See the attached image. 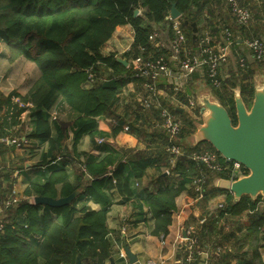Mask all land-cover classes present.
<instances>
[{
    "label": "trees",
    "instance_id": "obj_1",
    "mask_svg": "<svg viewBox=\"0 0 264 264\" xmlns=\"http://www.w3.org/2000/svg\"><path fill=\"white\" fill-rule=\"evenodd\" d=\"M212 1L221 6V0H0V30L7 35L12 51L11 60L24 56L33 61L40 70L37 81L20 97L24 106L13 101V95L5 96L0 92V113L4 114L0 115V139L13 135L20 136V139L25 137L48 141L49 155L45 157L55 160L61 150H66L65 153L69 156L73 155L67 150L68 140L72 137V147L78 158L75 183L70 181L68 169L63 164L52 167L44 182L31 181L24 194L64 197L75 189L85 190L72 204L63 207L43 205L40 208L39 205L24 200L16 208H11L9 216L4 220V228L0 231V264H75L78 256L82 260L81 264H111V241L108 238L107 225L111 199L106 192L112 189L126 197H136L134 200H137L138 208H148L154 218L152 233L167 235L172 214L177 209V197L183 191L191 189L192 179L205 166L188 156L170 155L166 151L165 142V145L162 143L158 147L157 154L134 156L127 163L117 161L114 154L102 159L88 157L85 152H77V144L86 133L92 134L94 140L93 130L99 118L111 119L117 123L112 124L114 136L123 130L127 121L119 112L120 94L130 80H146L134 76L136 69L129 62V56H135L136 53L144 57L171 56V51L166 54V51L156 45L157 40H151V35L157 31V27L173 38V23L168 19L172 5L175 4L180 12L178 20L187 41L198 42L204 32L203 21L215 22V14L209 7ZM249 4L254 19L255 8L252 2ZM136 9L140 11L138 15H135ZM207 13L209 18L204 19L203 16ZM232 24L225 23L223 28L229 29L234 40H237ZM124 25H130L134 35L131 48L125 54L128 65L120 62L115 53L105 55L102 51V47L113 37L115 31ZM234 25L236 29L246 33V36L262 39L258 32L249 33L255 31L252 21L248 27H239L235 21ZM218 27L217 23L212 24L213 31H217ZM262 63L263 61H256V64L244 68L239 65L241 68L236 67L228 77H223L219 70V87L214 86L206 74L203 77H194L211 88L236 124L233 89L240 86L244 100L253 99V76L264 65ZM107 72L108 81L98 83ZM91 74L93 81L90 80ZM191 92L193 90L189 89L188 93ZM188 93L180 92L177 96L186 103ZM58 99H63L71 108L74 114L72 119L63 121L50 117L49 113ZM28 103L32 104L29 115L32 128L26 134V126L20 116ZM200 109L197 111L200 112ZM173 110L184 115L176 108ZM143 111L146 110L141 105L133 109L136 120L144 117L147 119L141 120V130L145 129L144 132H147L149 129H156L148 123L149 116ZM159 112L158 109V114ZM197 121L201 119L183 116L180 134L183 148L187 152L200 150L202 147L218 152L206 142L188 144L187 138L195 132ZM14 128L18 130H13ZM129 128L141 136V127L130 124ZM11 148V145L0 142V156L5 155ZM34 149L31 150L32 154ZM221 157L224 161L223 156ZM113 167V172L108 175ZM166 169L169 173H166ZM244 171L248 173L245 167ZM11 175L9 172L2 177L6 188L0 190V200L13 190ZM131 176L153 184V188H144L140 193H135L130 182ZM209 176L207 190L223 191L227 196L224 205L217 208L216 214L207 218L202 228L210 232L217 229L222 217H241L246 212H255L256 214L239 227L247 230L242 236L233 231L220 235L226 242L233 240L240 244V264H259V249L264 245V206H259L263 196L259 195L256 199L243 196L235 203L230 191L211 185L215 177L228 179V176L212 173ZM85 177L90 181L84 183ZM85 196L87 200L100 203L102 208L92 209L88 202L78 205ZM23 213L26 215L23 216ZM53 213L59 219H55ZM34 233L41 235L43 240L38 243L33 240ZM196 235L200 240L204 234L197 233L195 237ZM245 243H249L247 249H244ZM217 244L222 246L220 242Z\"/></svg>",
    "mask_w": 264,
    "mask_h": 264
},
{
    "label": "crops",
    "instance_id": "obj_2",
    "mask_svg": "<svg viewBox=\"0 0 264 264\" xmlns=\"http://www.w3.org/2000/svg\"><path fill=\"white\" fill-rule=\"evenodd\" d=\"M224 1L225 0L220 1L221 6H217L215 1L210 3L209 7L212 8L216 17L215 22L206 23L203 21V23L204 32H209L215 39H223V31L225 30L223 24H227L228 22L233 23L232 26H234L237 40L235 39L234 42L229 45L228 61L220 66L221 75L223 77H228L236 70V67H240L237 60V65L235 67L232 66L230 59L231 56H236L237 58L243 57L248 66L256 64V61L251 49V52L249 51L250 53L247 55L242 52L244 45H246L244 41L249 36H246V33L236 29V25H234V16L230 6L227 3H224ZM241 1L250 3L247 0ZM251 2L252 6L255 8L256 16L252 20V26L255 31H251L250 29L251 32L249 33L252 34L253 32H258V34L261 35V40L264 42V2ZM203 18L208 19V13L205 14ZM177 21H179L178 18ZM172 23H174V21H172ZM213 23L219 25L217 31L212 30ZM221 26L222 29L220 28ZM156 29L159 33L160 39H158L161 42V44L157 46L166 51L167 54L170 50L169 45L172 38L166 31H162L157 27ZM126 32L130 33V36L127 38L124 37ZM133 40L134 35L132 27L130 25L121 26L115 31L113 37L102 47V51L105 55L110 54L106 52L105 46L109 43H114L116 48L112 49V53H115L117 58L121 57L127 59L125 54L130 50ZM192 42L193 41H187L185 44L186 48L190 51L199 53L200 48L198 42ZM11 56L12 51L8 43L7 35L0 30V90L6 95H13L12 99L14 100V98L20 99L21 96L29 91L39 78L40 70L33 61L26 59L24 56L16 57L13 60H11ZM133 58L134 56L130 55L129 62L132 63ZM172 58L171 54L167 59L170 61L173 77H159L156 81V87L154 90L147 88L143 81L136 79L130 80L124 87L120 94L119 102V112L127 121L123 130L114 136L112 134V124L115 123L114 120L99 118L97 120L96 128L93 130L94 140H92V134H84L77 144V152H85L88 157H94L96 159H102L109 154H114L117 161L126 163L134 156H149L157 154L158 147H161L162 143H166L165 131L163 129H149L147 132H144L145 129L141 130L143 127L141 125V120L145 119L146 121L147 119L144 117L143 119L136 120V117L133 114V109L140 105L146 110L143 112L147 113V116H149L148 123L150 125H152L155 120L161 119L158 114V109H156V104H162L169 107V109L173 111L176 117L181 121L183 120L184 115H188L194 119H200L201 109L200 112L197 111L200 106L198 107L197 105L196 108L191 109L187 107L188 101L185 103L180 100L177 95L180 92L188 93V90L192 89V86L197 83V78H195L194 75L203 77L205 75L204 68L198 69L189 79L185 80L181 78L179 62ZM18 61H21V66L16 64ZM228 65L230 66L228 67ZM226 66L228 67V70H225ZM108 73L109 72L106 73L107 75H104L99 79L98 83L108 81ZM192 95L193 92H191V94L188 93L187 97L190 98ZM26 107L27 108L21 114V121L26 126L25 133L27 134L32 128V120L29 116L32 104L28 103L26 104ZM175 108L181 113H184V115L174 112L173 109ZM49 115L51 118L55 116V119L63 121H68L74 116L73 111L63 99H58L56 101ZM116 124L117 123L114 125ZM130 124H135L137 127H141L139 129L141 130L140 133L142 137L139 136V133L135 130L131 131V128L125 130L127 126L130 127ZM17 127L19 128L20 126ZM15 129L18 130L17 128H14L13 130ZM71 135L73 134L71 133ZM101 138H103L104 141L100 143L99 139ZM1 139H4V141L6 140L5 137ZM1 139L0 142H2ZM21 139V143H11L9 139L7 141V144L12 146L10 150V157L12 159L8 160L7 164L9 168L7 170L11 172V177L13 178L12 192L15 191V195L20 198V201L26 200L31 204H35L30 202L31 199L34 200L35 195L26 196L24 194L26 187L31 181L44 182L51 173L50 169L55 166L64 164L68 169L70 181L75 183V168H77L78 165V158L75 156V150H73L72 147V137L68 140L67 150L72 152L73 155L69 156L65 153L66 150H61L60 153L57 154L55 160H50L49 156L45 157V155H49L48 152L50 145L48 141L42 142L37 139H27L25 137H22ZM33 149L34 154L31 153V150ZM17 155L21 156L18 157ZM82 156L84 158L86 157L85 155ZM113 170L114 167L110 170L108 175H110ZM167 170L168 169H166V173ZM2 181L3 180L0 178V183ZM89 181L90 180H88L87 177L83 180L84 183ZM130 182L135 193H140L144 188H153V184L147 183L145 180L141 181L132 176ZM2 183L0 190L5 189L2 185H6V183ZM211 185H214V179ZM12 192L10 195H12ZM84 192L85 190L83 189L82 193ZM4 193L7 194L6 192ZM106 193L111 199L110 211L107 217V225L109 228L108 238L111 241V264H131L128 257L126 259L120 256V251L124 250L125 240L131 251L137 255L138 261L134 264H148L151 261L161 264H240L239 256L241 250L238 249L240 244L233 240L226 242L222 239L220 234L233 231L238 236H242L247 230L245 228L239 229V227L246 219L253 214H256L255 212H246L241 217H222L217 224V229L210 232L207 229L202 228V225L207 218L217 213L218 207L216 206L221 202H226L227 194L225 192L208 191V194L204 199L195 200L192 189L183 191L176 199L177 209L172 214V223L169 226V232L167 235H164L165 242H163L161 238L162 235H154L152 233V229L154 228V218L148 208L144 207L142 210L138 208V202L137 200H134L136 197H126L119 194L116 189H112ZM216 201L217 205L215 206L213 202ZM263 201L264 197L260 202V208L264 206ZM84 202H88V205L92 209L99 210L102 208L100 203L93 200H87L86 196L79 201L78 205H81ZM39 206L42 208L41 206L43 205ZM214 206L216 207L215 209L213 208ZM9 210H11V208ZM40 212H42V209H40ZM53 214L55 219H59L56 218L55 213ZM25 215L26 214L23 213V216ZM197 233L204 234L202 239L198 240L197 235L195 237V234ZM32 235L33 240L37 243L43 240V237L39 234L34 233ZM218 242L222 243V246H219L217 244ZM248 247L249 243H245L244 249H247ZM259 250L261 254L259 264H264V245L261 246ZM191 251H193V258L189 261L187 258Z\"/></svg>",
    "mask_w": 264,
    "mask_h": 264
},
{
    "label": "built area",
    "instance_id": "obj_3",
    "mask_svg": "<svg viewBox=\"0 0 264 264\" xmlns=\"http://www.w3.org/2000/svg\"><path fill=\"white\" fill-rule=\"evenodd\" d=\"M247 1L261 2L262 0ZM225 2L230 6L236 24L239 27H248L253 19V11L251 5L249 3L246 4L241 0H225ZM168 19L174 21V36L169 45V48L173 57L172 59L179 62L181 78L187 80L198 69L204 68L205 74L210 79L211 83L214 86L219 87L221 85V77L219 72L220 66L228 61L229 45L234 42L233 33L226 28L223 31V39H215L209 32H204L200 36L198 41L200 51L199 53H196L186 48L185 44L187 42V37L181 27V23L177 21V19H173L171 14L168 16ZM158 38L159 33L158 31H155L151 35V40H157L156 45L161 44V42L159 41L160 38ZM244 42L252 50L254 59L256 61L264 60V42L261 39L257 37H247ZM238 62L243 68L248 66L243 57H240ZM132 64L136 69L134 76L145 78V85L147 86V88L152 90L155 89L156 81L159 77H173L170 61L163 55L144 57L143 55L136 53L132 60ZM92 76L93 75L91 74V81L94 80ZM13 101L19 103L21 106H24V103L19 98H14ZM197 104L198 103L196 97H190L188 99L187 105L189 108L194 109L196 108ZM156 105L160 111L159 116L161 117V119L155 120L152 123V127L160 130L163 129L165 131L166 151L174 157L180 155L188 156L193 160L201 162L205 166L206 170L202 168L200 173L192 179L191 189L194 193L195 200H202L207 196V189L209 187L210 178L209 173H212L213 175L225 174L228 176V179L231 180H234L240 174L245 173L244 165L239 161H227L225 158L223 161L221 159V154L216 151L206 149L205 147H202V149L200 150L187 152L186 149L183 148L184 146L180 139V134L183 126L182 121L178 119L173 111H171L166 105ZM55 118L56 117L54 116L53 119ZM125 130H129V127L127 126ZM14 141L17 142L16 139H14ZM103 141V138L99 139L100 143ZM21 142L22 139H19V143ZM167 173H169L168 170ZM7 198L8 199L5 202L6 209L15 207L20 201V198L15 195V191H13L12 195ZM30 202H34V200L31 199ZM223 205L224 203L221 202L219 203L218 207H222ZM4 225L5 221L0 217V231L4 228ZM161 238L163 242H165V236L162 235ZM120 256L127 259V255L124 250L120 251ZM192 258L193 251H191L190 255L188 256V260L190 261L192 260ZM148 264L161 263L151 261Z\"/></svg>",
    "mask_w": 264,
    "mask_h": 264
},
{
    "label": "water",
    "instance_id": "obj_4",
    "mask_svg": "<svg viewBox=\"0 0 264 264\" xmlns=\"http://www.w3.org/2000/svg\"><path fill=\"white\" fill-rule=\"evenodd\" d=\"M139 10H135V15ZM171 16L177 19L180 16L175 4L171 7ZM118 60L127 65V59ZM254 96L251 105H247L242 96L241 87L233 89L236 107L237 123L228 109L213 94L210 87L197 92V99L201 105V121H197L196 130L187 138L189 145L208 142L227 161L236 160L244 165L248 173L240 174L236 179L222 177L214 178V186L233 194L235 203L243 196L256 199L264 197V72L257 70L253 76ZM83 192L75 189L64 197H50L37 195L34 197L36 205L63 207L70 205ZM124 251L131 264L138 261L137 255L124 241ZM80 256L75 264H81Z\"/></svg>",
    "mask_w": 264,
    "mask_h": 264
},
{
    "label": "rangeland",
    "instance_id": "obj_5",
    "mask_svg": "<svg viewBox=\"0 0 264 264\" xmlns=\"http://www.w3.org/2000/svg\"><path fill=\"white\" fill-rule=\"evenodd\" d=\"M126 35H124V37H129L130 36V33H125ZM105 48H106V52H108V53H112V49H114V48H116V46H115V44L114 43H109L108 45H106L105 46ZM251 52V50H250V48L248 47V46H246V45H244V47H243V49H242V52H244L246 55L247 54H249L250 52ZM240 54H243V53H240ZM233 56H234V54H233ZM229 57V56H228ZM240 58V57H239ZM239 58H237L236 56L235 57H232L231 56V63H232V66H236L237 65V63H238V61H239ZM236 60H237V63H236ZM16 64H18V65H20L21 66V61H18ZM262 64H264V62L262 63ZM230 65H228V67H229ZM228 67L226 66L225 67V70H228ZM19 69H20V67H19ZM257 70H260V71H262V72H264V66H262V67H259ZM256 70V71H257ZM105 75H107V74H105ZM196 84H194V86H192V90H193V95L191 96V97H196V99H197V92H200V91H202L203 89H205V88H208L207 87V85L203 82V81H201L200 82V80L199 79H197L196 80ZM184 85V84H183ZM179 86V85H178ZM0 92L3 94V95H5L6 96V94L2 91V90H0ZM189 99V98H188ZM251 102H252V99L251 98H248V100L246 101V103H247V105H251ZM197 105H198V107H199V109L201 108V105H200V102L198 101V99H197ZM188 107V106H187ZM188 111H189V108H188ZM197 114V113H196ZM196 114H194V115H196ZM0 115H4L3 113H0ZM201 118V117H200ZM197 120V119H196ZM5 141H4V139H1L2 140V142H4V144L5 145H7V141H8V139L10 140V142L11 143H16L15 141H14V139H16V141H17V143H19V139H20V136L18 137V136H13V135H7L6 137H5ZM206 143H208V142H206ZM201 145V144H200ZM200 145H198V146H200ZM19 152V151H18ZM11 152L10 151H7L6 152V154L5 155H3V156H0V167H3V168H0V178L1 179H3L2 177H3V175H5V174H7V173H9V170H7L8 168H9V166H8V160L9 159H12L11 157ZM18 157H20L21 155H17ZM7 157H10V158H7ZM4 165V166H3ZM16 167V166H15ZM2 187H4V188H6V185H2ZM4 192V191H3ZM10 194L8 193V195H6L5 197H3L1 200H0V205H1V210H0V217H1V219H7V217L9 216V209H6V207H5V202H6V200L8 199L7 197L9 196ZM222 199V198H221ZM224 199V198H223ZM214 204H215V206L217 205V201L216 202H213ZM224 203V202H223ZM213 207L214 209L216 208V207H218V206H216V207ZM187 258V257H186ZM187 260H188V258H187Z\"/></svg>",
    "mask_w": 264,
    "mask_h": 264
}]
</instances>
